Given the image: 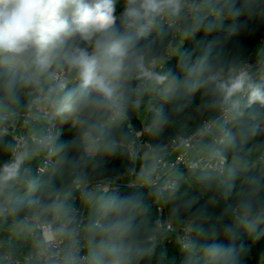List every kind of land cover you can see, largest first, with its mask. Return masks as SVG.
Segmentation results:
<instances>
[{"label": "clouds", "instance_id": "9594fccd", "mask_svg": "<svg viewBox=\"0 0 264 264\" xmlns=\"http://www.w3.org/2000/svg\"><path fill=\"white\" fill-rule=\"evenodd\" d=\"M256 25L264 0H0V264H150L168 227L152 204L186 226L182 264H245L264 238V40L254 63L183 46ZM125 156L134 178H99ZM186 185L215 189L217 218Z\"/></svg>", "mask_w": 264, "mask_h": 264}, {"label": "trees", "instance_id": "16d2710c", "mask_svg": "<svg viewBox=\"0 0 264 264\" xmlns=\"http://www.w3.org/2000/svg\"><path fill=\"white\" fill-rule=\"evenodd\" d=\"M122 10L121 7L118 6V11ZM241 20L246 19L245 17H241ZM230 23V22H226ZM255 24V22H253ZM213 40L219 41L214 50L224 51L228 55H232L235 53L241 54L245 58H249V56L253 55L256 51V48L260 46V42L264 40V28L256 25V31L254 33H241L235 37L225 39V34L223 32H217L213 35L205 36L203 32L197 33L195 38H190L184 44V49L188 51H192L197 47L196 41H201L203 44H207ZM176 58H173L169 61L167 67H175ZM199 102V96L197 95L196 100L193 101V105L190 109L186 111V113L182 116L180 123L187 124L189 127H194L195 124L200 120V115L195 111L196 104ZM148 122L151 119V113L148 112ZM131 127L135 130L140 131L141 122L137 119V112L131 117L130 120ZM131 130V129H130ZM179 129H177L178 131ZM172 129L168 130L169 136L172 135ZM73 136V130L65 126L63 130V135L61 136V140H69ZM5 140H10L11 136H7L4 138ZM146 139L148 142H152V138L150 132L147 134ZM257 139H261V137H257ZM3 157L0 156V162H2ZM129 169V160L125 156L122 160L120 159H112L105 163V165L100 170V177H112V178H121L124 177ZM188 193L190 195H197L200 197L198 203L194 206L195 208H203L205 216H211L213 219L217 218L219 215V208L214 205L213 197H218V193L214 188L207 189L199 186H188L186 185ZM141 191H144L141 189ZM169 209L171 212V216L173 218L172 206L169 205ZM151 216L153 221L156 220V206L152 204L151 206ZM183 218V214L181 215V219ZM174 220L180 222V219ZM199 222V221H198ZM248 247L250 249L248 255L245 257V264H255L254 259L260 257L264 254V238L260 240H249L247 241ZM150 264H182V254L179 251L178 243L176 239L171 238L170 241H167L165 244L158 245L156 256L150 261Z\"/></svg>", "mask_w": 264, "mask_h": 264}, {"label": "built area", "instance_id": "2783aa9c", "mask_svg": "<svg viewBox=\"0 0 264 264\" xmlns=\"http://www.w3.org/2000/svg\"><path fill=\"white\" fill-rule=\"evenodd\" d=\"M254 57L255 56L253 55L249 56V58L251 59L253 63L255 62V59H256ZM148 116L149 114L147 111L137 112V119L141 122V129L140 131H138V130H135L133 127H131V131H133L134 133H139V132L144 133V135L140 137V142L144 143V147H147L148 143H150L146 139V136L149 133V129L147 127ZM19 131H22V130L18 129L17 134L19 133ZM178 155H179L178 153H175L171 157L173 161V167H177L181 172H186L187 169H186L185 164L182 162V159H177ZM138 163L139 162L129 161V169H128L127 174L124 177L116 179V183L120 184V183L125 182V180L128 181L130 178H134L135 173L138 170ZM154 205L156 206V215H157L155 222H163L168 225L167 229L165 230L164 234L161 236L159 240V245L167 243V241H170L171 238L176 239L177 243L179 244L180 238L187 231L186 226L182 224L181 222H178L172 218L169 205L168 206L156 205V204ZM157 218H159V220H157Z\"/></svg>", "mask_w": 264, "mask_h": 264}, {"label": "water", "instance_id": "95a60500", "mask_svg": "<svg viewBox=\"0 0 264 264\" xmlns=\"http://www.w3.org/2000/svg\"><path fill=\"white\" fill-rule=\"evenodd\" d=\"M258 260H259V257H258V258H255V259H254V263H255V264H258Z\"/></svg>", "mask_w": 264, "mask_h": 264}, {"label": "crops", "instance_id": "0c3cea01", "mask_svg": "<svg viewBox=\"0 0 264 264\" xmlns=\"http://www.w3.org/2000/svg\"><path fill=\"white\" fill-rule=\"evenodd\" d=\"M258 48H259V47L256 48V51H255V52H257ZM255 54H256V53H254L253 55L256 56Z\"/></svg>", "mask_w": 264, "mask_h": 264}, {"label": "rangeland", "instance_id": "374dc122", "mask_svg": "<svg viewBox=\"0 0 264 264\" xmlns=\"http://www.w3.org/2000/svg\"><path fill=\"white\" fill-rule=\"evenodd\" d=\"M254 53H256V52H254ZM254 56V55H253ZM254 58H256V56L254 57ZM127 180H125V182H126Z\"/></svg>", "mask_w": 264, "mask_h": 264}]
</instances>
